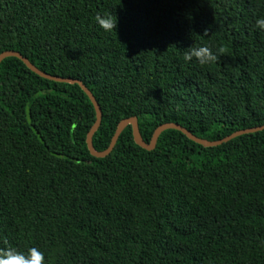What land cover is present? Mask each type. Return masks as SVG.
Wrapping results in <instances>:
<instances>
[{"label":"trees","instance_id":"trees-1","mask_svg":"<svg viewBox=\"0 0 264 264\" xmlns=\"http://www.w3.org/2000/svg\"><path fill=\"white\" fill-rule=\"evenodd\" d=\"M258 17L264 0H0V55L83 82L103 112L98 152L129 118L147 144L165 124L217 142L264 126ZM200 46L218 59L183 60ZM95 122L78 85L2 62L0 251L37 247L47 264H264V131L205 148L170 130L149 152L129 126L97 159Z\"/></svg>","mask_w":264,"mask_h":264},{"label":"water","instance_id":"water-1","mask_svg":"<svg viewBox=\"0 0 264 264\" xmlns=\"http://www.w3.org/2000/svg\"><path fill=\"white\" fill-rule=\"evenodd\" d=\"M8 58H16L19 59L20 61H22L26 67L33 72L34 74H36L37 76L46 79L48 81H52V82H56V83H60V84H69V85H78L83 91L84 93L88 96V98L90 99V101L92 102L95 111H96V122L94 124V126L92 127L91 131L88 134L87 137V145H88V149L91 153V155L94 158L97 159H105L107 157H109L112 152L114 151L121 135L123 134V132L130 126L132 127V131H133V137H134V141L135 143L141 147L142 149L152 152L156 149L157 144H158V140L160 138V136L165 133L166 131H170V130H175L178 132H181L182 134H184L189 140H191L192 142L203 146L205 148H214V147H218L221 146L225 143H228L238 137H242L245 135H251V134H256L259 132L264 131V126L262 127H257V128H252L249 130H244V131H240L237 132L221 141H217V142H210L201 138L196 137L195 135H193L190 131H188L187 129L183 128L182 126L178 125V124H165L160 126L154 133L153 138L151 140V142L149 144H147L140 133L139 130V123H138V119L137 118H129V119H125L123 120L118 128L117 131L113 137V140L111 142L110 147L104 151V152H98L95 150L94 148V143H93V139L95 134L99 131L101 125H102V120H103V112L101 109V106L99 105V103L97 102L95 96L93 95V93L84 85L83 82L79 81V80H73V79H65V78H60V77H56V76H51L47 73L42 72L41 70H39L36 66H34L27 58H25L23 55H21L20 53L17 52H5L2 55H0V66L2 64L3 61H5Z\"/></svg>","mask_w":264,"mask_h":264},{"label":"clouds","instance_id":"clouds-1","mask_svg":"<svg viewBox=\"0 0 264 264\" xmlns=\"http://www.w3.org/2000/svg\"><path fill=\"white\" fill-rule=\"evenodd\" d=\"M94 19L96 24L105 32L117 29L118 21L114 14H97ZM255 25L257 29L264 31V17L256 18ZM218 52L222 53L223 49H219ZM193 59L200 65H207L215 62L218 56L207 46L189 47L183 53V60L191 62ZM0 264H47V259L45 253L37 247H30L26 252L6 249L0 251Z\"/></svg>","mask_w":264,"mask_h":264}]
</instances>
